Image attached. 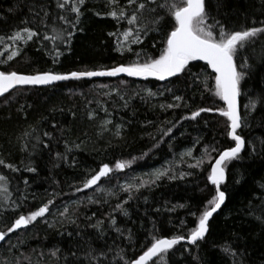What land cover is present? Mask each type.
<instances>
[{"label":"trees","instance_id":"16d2710c","mask_svg":"<svg viewBox=\"0 0 264 264\" xmlns=\"http://www.w3.org/2000/svg\"><path fill=\"white\" fill-rule=\"evenodd\" d=\"M57 2L0 0V72L66 75L128 65L137 61L136 53L141 62L158 58L174 24L161 5L179 0H85L78 21L71 11L77 0H68L64 9ZM140 3L156 11L136 13ZM205 4L208 23L219 21L226 31L264 27V0ZM121 9L124 18L110 15ZM134 13L141 20L129 25ZM154 19L159 24L151 23ZM24 27L38 35L13 41ZM137 28H143L142 42L130 43ZM129 30L133 35L125 40ZM68 32L74 33L70 40ZM13 51L18 55L8 59ZM235 59L244 73L238 129L244 151L227 164L221 186L226 203L206 238L193 246L177 244L166 264H264V34L239 49ZM214 75L193 61L167 82L90 77L20 87L1 98L0 232L7 233L20 215L52 203L44 217L0 242V264H131L154 236L187 239L215 194L207 180L210 161L235 146L229 122L219 114L226 105L214 95ZM201 108L212 111L191 119ZM200 160L199 167H190ZM117 162L128 166L117 170ZM104 164L110 174L77 191ZM156 172L166 174L155 180ZM142 181L148 183L139 187Z\"/></svg>","mask_w":264,"mask_h":264},{"label":"snow or ice","instance_id":"6c2138e0","mask_svg":"<svg viewBox=\"0 0 264 264\" xmlns=\"http://www.w3.org/2000/svg\"><path fill=\"white\" fill-rule=\"evenodd\" d=\"M115 3V0H110ZM150 3L155 4L156 0H149ZM130 4H135L136 0H129ZM85 4V0H77V3L71 7V11L76 13V20L78 21L80 16V7ZM68 6V0L60 2L58 0V8H66ZM168 14L174 20L172 30L168 33L165 41V46L161 50L158 58H146L143 62L140 61V53H136L137 61L128 65H120L111 68L110 70L101 71H88V72H71L70 74H53L46 72L37 75H20L16 72L5 74L0 72V96H4L11 89L17 86L24 85H49L57 81H65L69 79H81L82 77H98V76H110L115 77L120 74H125L128 77H138L148 79L153 77L156 80L164 81L170 77L178 76L184 73L189 65L193 61H203L205 65L211 69L214 73L215 88L214 95L219 97L220 100L226 105L225 108L219 110V114L227 119L228 123V136L235 142V146L227 150L220 152L218 158L211 163L210 173L207 176L208 182L215 186V194L208 201V207H206L202 214L198 218V222L195 227L191 229L187 242L189 244H196L197 241L204 239L206 233L209 230V221L214 214L221 210L225 204L226 193L221 190V184L225 182V169L227 164L231 161L240 159V153L245 147L244 138L238 134V129L242 127V117L239 110L238 98L241 96V81L244 79V73L238 71L236 62V56L239 49L243 48L246 44L250 43L258 35L264 34V27H251L240 31H226L223 25H219V21H215L212 24L208 23L209 13L206 10L205 0H179V2H172L166 5ZM145 10L155 12L156 9H147L145 3H140L136 9V13H143ZM132 14L128 19V24L133 25L141 20V15ZM48 13L45 11L44 16L47 17ZM110 15L114 19H122L125 16L123 9L119 11H112ZM61 20L65 21L68 27H75L72 21H69L66 16H61ZM160 19H163L160 17ZM159 19H154L151 23L159 24ZM43 23V18L41 19ZM217 25H219L217 30ZM66 31V29H65ZM143 31V28H137L135 33V39L130 43H140L139 33ZM73 32H68L67 37L70 40ZM38 33L24 27L22 31L15 32L11 39L13 41L24 40L32 41ZM125 40L133 35L131 30L124 32ZM45 39L49 37L45 36ZM123 45H120L118 50H122ZM131 51L129 47L127 49ZM18 55V51H13L8 59H12ZM181 97L177 96L176 100H180ZM178 105H168V107H174ZM255 107V105H251ZM212 111V109L201 108L195 111L191 115V119L195 120L200 116L201 112ZM169 131H171L169 129ZM47 135V133H45ZM215 151V149H213ZM207 153L208 150L206 149ZM190 155V153H189ZM203 163V160L197 161L196 165H190V167H199ZM5 162L0 160V165H4ZM128 166V162H117L115 168L117 170H123ZM12 168V165H7ZM14 171L16 169H13ZM29 171H35L30 168ZM112 169L108 164H104L99 168L98 172L91 175V178L85 180L83 189L78 188L77 191L93 188L98 185L101 178L107 177ZM165 172H159L155 174V180H159L164 176ZM5 177L0 176V181H4ZM155 180L152 183H155ZM147 181H142L139 187L145 186ZM132 187V185H129ZM128 189H125L127 191ZM6 191V189H5ZM52 203L51 201L49 204ZM49 204H45L38 208L36 211H32L29 215H20L14 220V223L8 228L6 232H0V242L5 241L8 233H13L22 227H27L38 218H42L49 212ZM124 215H127V211L121 209ZM67 209H65V213ZM65 213H62L64 215ZM115 224V221H113ZM184 236H173L171 238H159L153 237L150 246L146 248L143 254L139 255L138 259H133L131 264H166L165 257L174 248L184 240Z\"/></svg>","mask_w":264,"mask_h":264},{"label":"water","instance_id":"95a60500","mask_svg":"<svg viewBox=\"0 0 264 264\" xmlns=\"http://www.w3.org/2000/svg\"><path fill=\"white\" fill-rule=\"evenodd\" d=\"M200 62H202L203 64H205L203 61H200ZM17 74H19V73H17ZM20 75H23V74H20ZM179 75H180V74H179ZM179 75H178V76H179ZM103 77H110V76H98V77H92V78H103ZM115 77H117V76H115ZM119 77H127V78H130V77H128V76L125 75V74H120ZM175 77H177V76H175ZM175 77H170V78H168V79H166V80H164V81H162V82H167V81H169V80H171V79H173V78H175ZM82 78H89V77H82ZM137 78H138V77H137ZM149 78H153V77H149ZM153 79H155V78H153ZM69 80H70V79H69ZM65 81H67V80H65ZM65 81H57V82H54V83L49 84V85H24V86H17L16 88L11 89L8 93H5L4 96H0V99L3 98V97H5L6 95L10 94L11 92H13L14 90H16L17 88H20V87H26V86L48 87V86H52V85H54V84H56V83H61V82H65ZM238 102H239V98H238ZM239 110H240V109H239ZM243 151H244V149L242 150V152H243ZM242 152H241V153H242ZM225 176H226V173H225ZM225 181H226V179H225ZM224 183H225V182H224ZM224 183H223V184H224ZM221 186H222V184H221ZM225 203H226V200H225ZM224 205H225V204H224ZM224 205L222 206V208L224 207ZM222 208H221V209H222ZM220 211H221V210H219L218 213H216V214L213 215V217H212V218L210 219V221H209V225H210L212 219L215 217V215L219 214ZM208 233H209V230H208V232L206 233L204 239L206 238V236L208 235ZM202 240H203V239H202ZM202 240L197 241V243L200 242V241H202ZM181 243H184V244H187V245H191V246L197 244V243H196V244H189V243L187 242V239L182 240L179 244H181ZM175 246H176V245H175ZM175 246H174V247H175Z\"/></svg>","mask_w":264,"mask_h":264},{"label":"rangeland","instance_id":"374dc122","mask_svg":"<svg viewBox=\"0 0 264 264\" xmlns=\"http://www.w3.org/2000/svg\"><path fill=\"white\" fill-rule=\"evenodd\" d=\"M189 153L191 154V152L190 151H187L186 152V155H189ZM157 173V172H156ZM159 173V172H158ZM126 183H122V185H125Z\"/></svg>","mask_w":264,"mask_h":264},{"label":"bare ground","instance_id":"6f19581e","mask_svg":"<svg viewBox=\"0 0 264 264\" xmlns=\"http://www.w3.org/2000/svg\"><path fill=\"white\" fill-rule=\"evenodd\" d=\"M184 244V243H183ZM191 246V245H190Z\"/></svg>","mask_w":264,"mask_h":264}]
</instances>
